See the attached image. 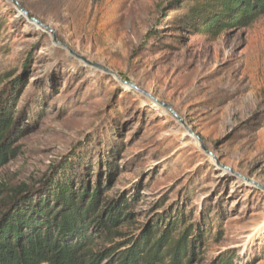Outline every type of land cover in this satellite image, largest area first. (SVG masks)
<instances>
[{"label":"rangeland","instance_id":"1","mask_svg":"<svg viewBox=\"0 0 264 264\" xmlns=\"http://www.w3.org/2000/svg\"><path fill=\"white\" fill-rule=\"evenodd\" d=\"M17 1L47 28L0 0V90L21 80L28 130L0 169V209L81 159L131 204L119 241L179 203L202 234L191 264H264V16L215 34L187 23V0Z\"/></svg>","mask_w":264,"mask_h":264},{"label":"trees","instance_id":"2","mask_svg":"<svg viewBox=\"0 0 264 264\" xmlns=\"http://www.w3.org/2000/svg\"><path fill=\"white\" fill-rule=\"evenodd\" d=\"M187 1L193 6L187 23L201 32L245 28L264 16V0ZM20 83L19 78L9 81L0 90V169L11 163L15 144L28 134L15 111ZM67 164L36 192L21 187L8 197L0 209V264H191L189 255L197 257L202 234L187 221L182 205L119 241L127 236L123 226L135 217L128 213L130 202L105 197L103 170L92 184L81 159L79 173ZM98 164L108 169L109 181L110 157Z\"/></svg>","mask_w":264,"mask_h":264},{"label":"water","instance_id":"3","mask_svg":"<svg viewBox=\"0 0 264 264\" xmlns=\"http://www.w3.org/2000/svg\"><path fill=\"white\" fill-rule=\"evenodd\" d=\"M10 1L13 2L15 5H17V6L19 7L20 12H21L22 14H24L26 17H28V19H29L30 21H33V22L39 24L41 27L47 28V27H45L43 24L39 23V21H38L37 19L29 17L28 12H27V11H26V10L20 5V4H19V2H18L17 0H10ZM73 55H75V54L73 53ZM75 56H76V58L82 60L84 63H86V64L89 65V66H93V67H95V68H97V69H100V70H105L107 73H111V74L117 76L114 72L110 71L109 69L104 68L103 66H101V65H99V64H96V63L90 62V61H88L87 59H85L84 57H81V56H78V55H75ZM123 83H124L125 85L129 86L131 89L136 90V91H139L141 94H143L144 96H146V97H148L149 99H151V100H152L154 103H156L158 106L164 108V109L167 110L169 113H171L174 117H176L177 119H179L180 121H182L181 118H179L178 114L174 111V109H173L169 104H166V103H164V102H160L158 99H156L155 97H153V96L150 95L149 93H146L145 91L139 89L134 83L126 82V81H124ZM187 131H188L191 135H193L194 137H196L197 139H200L199 136L196 135V134L193 132L192 129L187 128ZM227 169L230 170L229 168H227ZM235 175H236L237 177H239V178H241V179H244V180L250 182L251 184H253V185L259 187V184H257L255 181H252V180H250V179H247V178L243 177V176L240 175V174H236V173H235Z\"/></svg>","mask_w":264,"mask_h":264},{"label":"bare ground","instance_id":"4","mask_svg":"<svg viewBox=\"0 0 264 264\" xmlns=\"http://www.w3.org/2000/svg\"><path fill=\"white\" fill-rule=\"evenodd\" d=\"M127 90H129V87H126Z\"/></svg>","mask_w":264,"mask_h":264}]
</instances>
